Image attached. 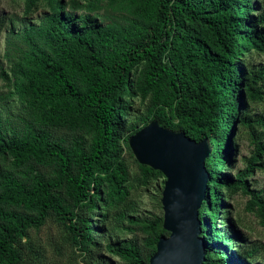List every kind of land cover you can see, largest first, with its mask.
<instances>
[{"label": "trees", "instance_id": "1", "mask_svg": "<svg viewBox=\"0 0 264 264\" xmlns=\"http://www.w3.org/2000/svg\"><path fill=\"white\" fill-rule=\"evenodd\" d=\"M40 1L24 0L25 15H32ZM106 1L123 5L124 22L81 30L78 21L87 25L102 0H47L49 14L19 36L25 47L14 74L1 71L12 89L0 98L17 96L31 120L10 134L0 115V158L12 159V169L0 166V264H20L22 239L42 227L52 212L87 250L94 227L86 213L98 207L101 191L109 203L127 196L128 168L117 122L124 112V90L150 95L146 119L154 116L196 141L213 138L199 218L200 236L205 240L212 232L218 238L205 244L204 264H215L210 255L216 246L242 240L223 208L225 197L242 191L248 196L246 209L264 222V197L248 181L264 156L263 134L253 125L264 126V116L252 118L241 109L243 94L264 99V63L240 62L246 52H264V12L252 25L253 0ZM3 22L0 17V29ZM140 65L132 87L131 74ZM238 120L251 127L255 147L247 167L231 176L225 170L234 167H225V151ZM54 129L71 134L59 137ZM82 132L91 135L89 142ZM140 167L145 176L155 171L146 164ZM162 224L159 217L146 227L155 230L150 237L154 246L167 232ZM106 248L127 264H145L131 240H109ZM253 253L240 257L230 252L224 264H245Z\"/></svg>", "mask_w": 264, "mask_h": 264}, {"label": "rangeland", "instance_id": "2", "mask_svg": "<svg viewBox=\"0 0 264 264\" xmlns=\"http://www.w3.org/2000/svg\"><path fill=\"white\" fill-rule=\"evenodd\" d=\"M253 2L255 10L251 12L248 20L252 25L257 21L259 11L264 12V0H253ZM101 3V9L90 13L91 21L87 25H83L84 19L78 21L81 30L106 25L112 21L124 22L126 12L123 5L117 3L111 6L106 0H102ZM49 12L50 7L47 0H41L36 11L30 16L24 13V0H0V17L4 21L0 29V97L12 89L11 83L3 77L1 71L5 70L11 77L14 74L15 62L22 55L21 48L25 47L19 36L30 26L39 25ZM76 14L86 13L77 12ZM240 62L245 66L258 67L264 63V52L256 50L246 52L244 60ZM142 67L143 65H140L133 70L130 77L132 87H135ZM149 100L150 95L145 96L137 90L131 92L124 90L121 95L124 112L121 113L117 122L121 157L128 168V180L124 184L127 196L122 200L109 203L105 200L107 195L101 191L102 199L99 200L98 207L86 213L89 222L94 227L93 242L88 245L87 250L79 247L72 239L69 230L52 212L42 227L32 228L22 239L23 253L20 264H127L121 257L112 254L106 248L109 240H131L141 249L146 258L145 264H149L157 244L152 245L150 240L155 230L146 229V227L156 218H163L162 194L166 176L158 169H154L151 175L145 176L140 167L142 163L137 159L130 145V135L134 131H139L153 121H158L154 116L146 119ZM241 109L243 112L248 111L252 118L264 116V99L250 100L246 99L243 94ZM0 115L10 134L12 130L24 129L31 120L29 109L17 96L8 99L0 98ZM174 122L177 120L175 119ZM253 125L256 126L258 132H262L264 140V126L257 123ZM169 129L182 132L178 128ZM251 131V127L247 124H242L239 120L235 122L230 146L225 151L228 158L225 167L230 168L231 165L234 167L233 170H225L231 176H235L238 171L247 167L248 159L254 152L255 144ZM54 134L66 137L71 133L54 129ZM82 135L87 142L90 141V134L82 132ZM207 145L211 152L214 147L213 138L207 139ZM11 161L12 159L8 156L1 157L0 166L4 169H12ZM40 168L43 167L40 166ZM248 181L251 187L260 191L264 197V156L261 162H257L254 171L249 174ZM223 192L226 193V188ZM247 201L248 196L240 190L229 199L225 197L223 208L229 211L228 216L234 220L242 240L235 239L226 246H216L217 250L210 255L213 263L224 264L226 259H229L230 252L243 257L247 251H254L251 257L245 258L247 259L245 264H264V222L254 212L246 209ZM104 213L107 215L104 216ZM121 214L124 217H121ZM206 214L208 215V211ZM222 221L223 219L218 220L219 227L222 226ZM168 234L167 231L163 235ZM217 239L212 232L209 236H205V240L203 238L204 244L206 241L216 242Z\"/></svg>", "mask_w": 264, "mask_h": 264}, {"label": "water", "instance_id": "3", "mask_svg": "<svg viewBox=\"0 0 264 264\" xmlns=\"http://www.w3.org/2000/svg\"><path fill=\"white\" fill-rule=\"evenodd\" d=\"M130 145L142 164L166 176L163 226L169 234L159 237L149 264H204L199 209L208 186L207 140L196 141L153 121L131 136Z\"/></svg>", "mask_w": 264, "mask_h": 264}, {"label": "clouds", "instance_id": "4", "mask_svg": "<svg viewBox=\"0 0 264 264\" xmlns=\"http://www.w3.org/2000/svg\"><path fill=\"white\" fill-rule=\"evenodd\" d=\"M208 181V180H207Z\"/></svg>", "mask_w": 264, "mask_h": 264}]
</instances>
